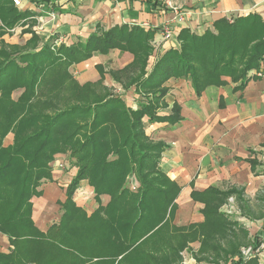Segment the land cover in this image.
<instances>
[{
  "label": "crops",
  "instance_id": "0c3cea01",
  "mask_svg": "<svg viewBox=\"0 0 264 264\" xmlns=\"http://www.w3.org/2000/svg\"><path fill=\"white\" fill-rule=\"evenodd\" d=\"M18 9L30 17L13 27L0 21V50L11 52L12 47L38 54L46 46L51 48L53 39L60 36L65 38L64 46H72L114 27H140L154 34L146 77L166 52L180 49L179 35L184 29L202 36L223 19L259 14L264 20V0H54L49 9L22 0ZM34 38L38 41L33 42ZM134 58L120 50L94 53L89 60L72 65L69 72L79 86L96 84L103 75L104 86L123 98L129 108L138 110L146 99L136 93L135 86L125 89L111 75L131 65ZM249 77L243 89L224 77V85L210 86L200 95L190 80L166 83L169 91L157 112L164 120L144 119L147 137L165 146L158 163L159 184L172 197L155 226L150 225L151 215L149 225L141 222L134 234L128 231V239L116 240L117 226L111 222L116 217L110 208L113 197L98 195L89 180H82L73 196L76 208L71 210L76 220L64 222L67 188L78 169L69 153L57 154L50 164L52 178L44 179L39 194L30 199L32 225L23 227L27 237L15 241L0 231V256L15 255V264H69L72 258L76 264H183L179 253L187 247H195L205 258L201 260L208 262L211 256L225 255L222 250L243 244V240L253 244L264 228V62L261 70L252 71ZM23 92L15 91L12 99L17 101ZM175 107L180 118L176 123ZM14 143L11 132L3 147ZM139 186L135 175L127 179L131 193H138ZM212 213L223 214L239 226L229 230L234 233L228 236L205 235L218 221L211 218ZM37 233L54 246L47 247L42 258L32 257ZM133 235L134 247H127ZM73 238L75 249L67 244ZM122 243L123 249L119 248ZM260 253L264 256V249ZM229 259L228 263L233 260ZM7 262L0 259V264Z\"/></svg>",
  "mask_w": 264,
  "mask_h": 264
},
{
  "label": "trees",
  "instance_id": "16d2710c",
  "mask_svg": "<svg viewBox=\"0 0 264 264\" xmlns=\"http://www.w3.org/2000/svg\"><path fill=\"white\" fill-rule=\"evenodd\" d=\"M32 1L46 9L54 5V0ZM29 17L30 14L20 11L13 0H0V21L6 27H13ZM153 37L152 32L140 27L122 26L93 34L76 45H63L57 52L52 51L50 45L38 54L23 53L12 47H9L11 52L0 50L3 59L0 62L2 233L15 241L27 237L23 227L32 225L30 199L33 194H39L37 189L44 179L52 178L50 164L54 157L64 153L70 154L78 169L67 188L64 208L68 213L64 222L76 220L71 209L76 208L73 196L82 180H89L98 195H112L110 208L116 214H112L116 221H110L117 226L116 240L128 239V231L134 234L141 222L149 225L151 215V226L162 219L172 201L171 194L159 184L162 174L158 163L165 146L147 137L144 119L164 120L157 112L164 104L169 91L166 83L171 79L190 80L199 95L210 86L224 85V77L243 89L251 79L249 74L260 71L264 62V20L259 14L232 21L223 19L215 23L213 31L202 36L184 29L179 35L180 49L166 52L146 77ZM112 50L130 52L135 57L131 65L111 75L125 89L135 86L136 93L146 99L138 110L129 108L123 98L112 94L103 84V75L96 84L79 86L69 72L72 65L89 60L94 53L106 55ZM19 89L24 92L14 101L12 95ZM178 114L179 109L175 107L174 123L180 120ZM75 116H78L77 121ZM11 132L15 143L4 148L3 141ZM133 175L140 183L136 194L127 188V179ZM211 218L218 221L208 226L205 235L228 236L234 233L229 230L239 226L223 214L212 213ZM241 233L245 238L246 233L243 230ZM44 238L43 234H36L32 257L42 258L47 247H54ZM75 240L69 239L70 248L75 249ZM131 243L127 247H134V235ZM242 245H233L222 252L226 256L238 255ZM245 247L262 252L264 228L253 244ZM119 248L123 249V243ZM56 251L59 252L58 247ZM14 256L1 255L0 259L15 264ZM258 262V259L234 260L237 264ZM69 264H76L74 258Z\"/></svg>",
  "mask_w": 264,
  "mask_h": 264
},
{
  "label": "built area",
  "instance_id": "2783aa9c",
  "mask_svg": "<svg viewBox=\"0 0 264 264\" xmlns=\"http://www.w3.org/2000/svg\"><path fill=\"white\" fill-rule=\"evenodd\" d=\"M162 2L165 3H171L173 0H160ZM14 5L17 8H21L22 7V0H13ZM185 15V14H184ZM54 16V15H52ZM65 44V38L60 36L57 37L56 39H53L52 45H51V50L54 52H57L63 45ZM137 186H133V190H136ZM232 201V200H231ZM243 260L244 262L253 260V259H258V261H262V259H264V256H262L261 253H257L254 250H252L251 248H243L239 254L231 261L230 264H237L234 263V260ZM185 264V263H184ZM189 264H197L196 260L191 259V261L189 262Z\"/></svg>",
  "mask_w": 264,
  "mask_h": 264
},
{
  "label": "rangeland",
  "instance_id": "374dc122",
  "mask_svg": "<svg viewBox=\"0 0 264 264\" xmlns=\"http://www.w3.org/2000/svg\"><path fill=\"white\" fill-rule=\"evenodd\" d=\"M74 118L76 119V121L78 120L77 119L78 116H75ZM250 244H251V240L250 241L243 240V245L240 248L243 249L246 245H250ZM195 249H196L195 247H191V248L187 247L181 253H179V255L183 258V261H182L183 264L184 263L185 264H189V262L191 261V259L196 260L197 264H201V263H203V264H209L210 262H215V261L216 262H220L221 261L220 263H222V264H228V260H230L229 258L234 259L237 256V255L234 256V254L231 253L230 257L227 258L224 254L221 253L222 256H221V254H220V256H219V254L217 256H211L210 258L212 260L206 262V261H202L201 260V259H205V258L204 257L202 258V256H200L199 254H197L196 251H195ZM257 264H264V259H262L261 262L259 261Z\"/></svg>",
  "mask_w": 264,
  "mask_h": 264
}]
</instances>
